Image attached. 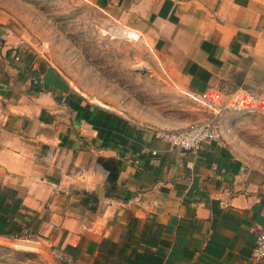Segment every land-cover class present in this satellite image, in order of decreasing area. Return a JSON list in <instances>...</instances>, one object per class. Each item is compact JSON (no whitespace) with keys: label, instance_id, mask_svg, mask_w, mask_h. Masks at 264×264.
Here are the masks:
<instances>
[{"label":"crops","instance_id":"obj_1","mask_svg":"<svg viewBox=\"0 0 264 264\" xmlns=\"http://www.w3.org/2000/svg\"><path fill=\"white\" fill-rule=\"evenodd\" d=\"M142 29L173 86L226 111L264 104V0H93ZM229 109V110H227ZM78 90L0 21V237L66 264H264V168L223 128L196 151Z\"/></svg>","mask_w":264,"mask_h":264},{"label":"rangeland","instance_id":"obj_2","mask_svg":"<svg viewBox=\"0 0 264 264\" xmlns=\"http://www.w3.org/2000/svg\"><path fill=\"white\" fill-rule=\"evenodd\" d=\"M0 21L44 53L88 98L145 123L172 125L159 131L214 115L208 99L175 88L162 74L142 29L93 0H0ZM225 114L221 109L217 114L221 128L252 166L264 168V111L236 108ZM0 264L66 261L50 244L0 237Z\"/></svg>","mask_w":264,"mask_h":264},{"label":"built area","instance_id":"obj_3","mask_svg":"<svg viewBox=\"0 0 264 264\" xmlns=\"http://www.w3.org/2000/svg\"><path fill=\"white\" fill-rule=\"evenodd\" d=\"M205 103H209L211 106L208 100H205ZM260 109L264 111V104ZM219 112L220 109L215 110L212 117L193 123L187 127L171 130L162 129L159 131V134L174 147L196 151L205 141H217L222 138V128L217 118ZM251 257L254 260L264 258V228L256 231Z\"/></svg>","mask_w":264,"mask_h":264}]
</instances>
